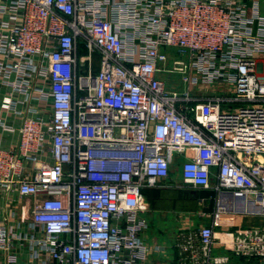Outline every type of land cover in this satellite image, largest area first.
<instances>
[{
    "label": "built area",
    "instance_id": "2783aa9c",
    "mask_svg": "<svg viewBox=\"0 0 264 264\" xmlns=\"http://www.w3.org/2000/svg\"><path fill=\"white\" fill-rule=\"evenodd\" d=\"M262 6L0 0V127L15 130L1 112L20 121L17 142L0 140V264H152L142 189L171 179L177 155L214 215L264 219ZM168 47L185 59L169 67ZM216 243L264 264V223L243 221L179 232L178 264L227 261Z\"/></svg>",
    "mask_w": 264,
    "mask_h": 264
},
{
    "label": "crops",
    "instance_id": "0c3cea01",
    "mask_svg": "<svg viewBox=\"0 0 264 264\" xmlns=\"http://www.w3.org/2000/svg\"><path fill=\"white\" fill-rule=\"evenodd\" d=\"M3 89L0 90V97ZM1 115L5 117L6 122L14 127V131H6L0 127V140L4 147L17 142V128L19 119L12 114ZM177 164L183 160V156L177 155ZM178 168V167H177ZM179 169V168H178ZM143 209L146 211V217L149 226L144 234V239L150 248L149 262L152 264H178L177 261V235L182 231H191L197 227L214 224V231L219 235L226 229H233L239 222L261 223V218L239 217L234 215L218 214L214 215V195L212 189L201 187H191L178 180L173 182L171 179L163 181V184L155 187H145L142 189ZM10 206L4 195L0 193V218L7 217L10 212ZM178 223V229L160 226L161 222L169 219ZM254 224V223H253ZM163 233L168 238H163ZM161 240V241H159ZM212 251L214 256H228V260L220 264H238V256L233 255L227 248L214 244ZM232 255V256H230Z\"/></svg>",
    "mask_w": 264,
    "mask_h": 264
},
{
    "label": "rangeland",
    "instance_id": "374dc122",
    "mask_svg": "<svg viewBox=\"0 0 264 264\" xmlns=\"http://www.w3.org/2000/svg\"><path fill=\"white\" fill-rule=\"evenodd\" d=\"M261 12L264 13V6L261 7ZM167 51L170 53V58L168 61V66H171V61L173 59H177V58H184L185 56L180 55L179 53L176 52L174 47H168ZM97 69V57L94 55V70ZM163 77L165 79V83H166V87L168 89H176V90H182L183 89V82L181 81V74L179 72H175V71H168V72H164L163 73ZM202 92V94H214V93H223L226 94L225 88L224 86L221 87H217V86H209L206 88H201V90H199V93ZM233 105V104H231ZM235 106V105H233ZM237 106V104H236ZM178 164L175 165L173 172L171 174V180H173V182H177L178 180L181 181V177H180V173L178 170ZM140 215L142 217H144V219L147 222V225L149 226V221L146 217V211H144L143 213H140ZM256 219L252 220V222L254 224H256L257 222H255ZM262 223H264V220L260 221ZM160 226H168V227H172L175 228L176 230L178 229V223L174 222L173 219H169L167 220L165 223L161 222ZM164 238H168L167 235L165 233H163V238L161 239L162 241L164 240ZM159 240V241H161ZM212 256H214V251H212ZM232 256V255H230ZM238 264H256L257 260L256 259H251V260H247L245 258L239 257L238 258Z\"/></svg>",
    "mask_w": 264,
    "mask_h": 264
}]
</instances>
